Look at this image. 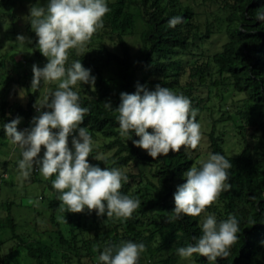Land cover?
<instances>
[{"label":"trees","instance_id":"obj_1","mask_svg":"<svg viewBox=\"0 0 264 264\" xmlns=\"http://www.w3.org/2000/svg\"><path fill=\"white\" fill-rule=\"evenodd\" d=\"M221 2L228 10L225 26L227 38L221 49L211 56L217 76L210 84L219 91L224 87L231 95L243 94V98L238 100L242 103L236 110L239 116L236 126L242 129L247 125L252 129L254 139L252 144L246 143L237 154L229 155L223 147L222 138L215 134L214 125L208 133L212 153H221L232 163L227 181L231 189L222 192L218 200L200 216H182L168 222L167 218L173 215L175 207L173 194L178 185L186 182L183 173L193 165L200 166L195 150L182 147L180 152L170 151L167 156L161 155L154 160L147 151L132 143L133 139L139 138L134 133L132 139L121 138L116 119L118 112L115 108L120 103V93H134L138 84L148 90H154L160 84L178 94L183 93L190 98L193 108L204 100L196 98L192 91L206 81L207 75L212 76L211 71L210 74L207 72L210 70V60L205 61L202 57L191 62L187 80L183 83L184 67L177 55L179 51L189 50L197 40L207 38L211 33L209 25L200 34L199 24L195 22L196 12L181 0H107L111 11L104 17V23H110L112 29L109 32L115 33V49L103 46L99 50V57H88L87 54L76 57L73 49L70 56L76 57L75 60L81 59L83 66L96 77L95 90L91 84L83 83H78L74 90L79 92L81 106L90 109L81 127H86L91 136L100 133L110 138L104 147L113 150L108 158L112 163L106 167H125L131 163L140 169L137 174L125 173L129 180L122 182L121 192L138 197L141 206L127 220L107 219L106 213L97 216L95 211L89 213L87 209L81 213L61 212L57 199L59 193L47 181L46 185L53 193L44 208L53 211L50 220L56 226L50 231L49 238L55 239L52 242L41 237L28 239L17 232L21 222L13 217L12 208L16 203L3 196L0 200V230L1 233H10L6 240L17 241L0 256V264H21L27 260L32 264H100V251L121 240L146 245L138 264H184L188 260L195 264H212L198 254L189 259H182L177 254L178 248L192 243V236L202 234L200 226L209 214H214L218 222L233 214L241 229L239 240L229 250L230 255L227 258L218 257L215 264H264V244L261 243L264 241V21L257 19V12H264V0ZM135 8L136 12H133ZM135 14L145 24L137 34L134 31ZM174 16H181L183 22L174 28L169 27L168 20ZM29 28L27 24L25 29L31 32ZM130 33L136 34L140 41L135 56L125 39V35ZM30 38L34 54H25V65L21 60H14L12 65L6 62L9 66L4 79L8 80L16 67L21 70L27 67L25 71H28L34 59L40 62L39 67L47 63V58L40 56L34 32L30 33ZM72 62L69 58L66 66ZM108 62L114 64L115 79L105 76ZM144 67L147 70L138 78ZM153 73L161 78L146 83L147 75ZM44 84L41 81L39 88L32 90L26 86L29 97L24 104L1 98L0 142L6 136L4 124L19 116L27 121L37 115L36 104ZM223 93L220 91L218 95L223 97ZM104 102H110L112 108L106 109ZM197 118L198 115L196 121ZM88 161L103 167L100 160ZM143 166L147 171H143ZM33 170L35 172L36 168ZM0 179L2 181L3 178ZM250 217L256 222L252 226L248 223ZM3 241H0V248ZM94 248L98 250L94 251Z\"/></svg>","mask_w":264,"mask_h":264},{"label":"clouds","instance_id":"obj_2","mask_svg":"<svg viewBox=\"0 0 264 264\" xmlns=\"http://www.w3.org/2000/svg\"><path fill=\"white\" fill-rule=\"evenodd\" d=\"M110 11L107 0H48L46 6L30 7V24L38 38L37 46L47 58L44 67L32 65L31 88L38 89L41 81L56 82L57 88L36 104L39 114L31 122L25 121L18 130L20 118L17 117L3 128L11 143L21 150L18 168L23 179H28L34 168L45 180L55 177L51 183L59 193L61 212L81 213L87 209L89 213L95 211L97 216L106 213L107 219L127 220L141 206L138 197L121 192L122 182H128V175L116 167L93 165L87 159L93 152L94 141L81 124L90 109L81 106L79 92L74 88L83 83L91 84L95 90L96 77L80 60L66 66L70 50L75 49L77 55L86 53L85 46L104 27V17ZM257 19L264 21V12H257ZM182 22L181 16H174L168 25L174 28ZM26 40L23 35L17 36L21 43ZM104 107L112 108L110 102H104ZM115 110L121 138L132 139L134 133L139 138L132 143L147 151L154 160L167 156L170 151L180 152L182 147L195 150L202 139L201 125L196 121L198 110L192 107L190 98L160 84L154 90L138 84L134 93L121 92ZM74 132L78 135H73ZM69 136H72L71 147ZM42 146L45 151L40 158ZM95 159L106 164L99 154ZM199 165L183 173L186 182L178 185L173 194L175 207L168 222L182 216H200L222 192L231 189L227 181L232 163L223 154L210 153ZM248 223L252 226L256 222L250 217ZM200 227L201 235L192 236V243L177 249L182 259L198 254L215 264L218 257L230 255L229 250L239 240L241 231L233 214L219 222L214 214H209ZM145 251L143 242L121 240L104 247L98 261L100 264H138Z\"/></svg>","mask_w":264,"mask_h":264},{"label":"rangeland","instance_id":"obj_3","mask_svg":"<svg viewBox=\"0 0 264 264\" xmlns=\"http://www.w3.org/2000/svg\"><path fill=\"white\" fill-rule=\"evenodd\" d=\"M0 60L5 61L0 62V100L8 99L9 101L18 100L24 104L29 97L28 90L26 86H30L33 77L32 65L36 64L40 66V62L34 59V62L28 67L29 70H21L18 67L12 72V75L8 80L4 79L6 73V68L12 65L11 63L16 61H22L25 54L29 56L33 55V49L31 47L32 40L30 38V33L34 32L30 24V7L36 4L37 6H46L48 0H0ZM182 3H188L196 12L195 22L199 24V33L206 31L207 25L211 29V33L207 38L197 40L195 45L190 46L189 50L183 52L179 51L177 58L179 62L183 65L182 72V82L187 80L189 74V66L191 62L200 59L210 60L209 68L207 72L206 81L199 85L192 91L196 98H203L204 100L199 103L194 109L198 110L197 122L201 125L202 139L195 149L197 154L196 160H206L208 155L212 153L209 143L208 133L214 125L215 134L220 135L223 141V147L227 154L234 155L242 150V148L247 144H252L254 139L251 135L252 129L247 125L244 128L237 127L236 121L239 116L236 113L237 108L242 102L238 100L243 98V94L231 95L229 91H225L224 87L220 91H224L223 97H220V91L217 87L211 86V82L217 76L216 68L211 60V56L216 51H219L222 44L226 40L227 36L225 34L226 26V16L228 14L227 8L222 6L221 0H181ZM136 12V8L132 10ZM27 24L30 25V30L25 29ZM145 24L141 17L135 14L134 17V31L140 32L144 28ZM112 29L110 23H104V27L98 30L96 36L92 38L90 42L85 46L84 51L86 56L99 57V50L103 46L105 48L114 50L115 49V33L109 32ZM13 30V32H12ZM17 32H16V31ZM35 33V32H34ZM136 34H126L125 39L130 45V50L132 55H136V51L140 45L139 38ZM23 35L27 38L26 42L21 43L17 41V36ZM38 40V38H37ZM30 41V42H29ZM30 47V48H29ZM73 50V49H72ZM72 50L69 51V58L71 61H75L76 57H81V55L75 54V58L70 56ZM75 50V49H74ZM76 52V50H75ZM40 56L42 54L40 53ZM176 58V57H175ZM81 61V59H79ZM8 64H7V63ZM82 62V61H81ZM25 65V61L23 62ZM84 65V64H83ZM147 70L144 67L140 70L138 78L142 77V74ZM105 76L116 78L115 67L112 62H108L105 69ZM161 77L155 73L147 75L146 83L150 80H157ZM44 87L42 89L41 97L39 99V104L46 95L51 91H54L57 87L56 82L47 83L44 82ZM2 88V89H1ZM152 90V89H150ZM47 110V109H45ZM39 113H37L38 115ZM20 123L17 125V129L20 130L22 124L25 122L23 116H19ZM32 126V124H31ZM30 126V127H31ZM55 131V130H54ZM89 131V130H88ZM90 132V131H89ZM73 135H78V132H74ZM94 141L95 151L87 158L90 161L96 160L95 155L99 154L103 156L106 160V164L102 161V168L111 164V159H108L113 150L106 149L104 144L107 143L110 138L102 136L100 133H95L92 136ZM72 136H69V146L71 147ZM45 149L42 146L41 153L39 157H43ZM21 150L18 146L11 143V139L7 136L0 142V200L4 196L6 199H13L15 201V206L12 208L13 217L16 221L21 222L17 227V232L22 235H26L28 239L31 238H46L48 240H53L54 238H49L50 231L55 229V224L50 220V213L53 212L47 207V200L52 191H50L46 185L47 181L51 182L55 177L45 180L40 172L36 169L31 173L28 179H23L20 175L18 168V162L21 159ZM121 169L124 173L131 172L137 174L139 168L133 164H128L125 167H116ZM143 171H147V168L143 166ZM152 190V189H150ZM42 198L40 199V197ZM31 201V203H29ZM30 207V208H28ZM47 209L41 214H37L38 211ZM1 220V218H0ZM53 233H51L52 235ZM10 237V233H1L0 230V241H3V245L0 248V256L3 255L5 251L10 249L9 245L16 243L17 240H6ZM20 253V252H19ZM21 254V253H20ZM184 264H195L194 262L186 261ZM21 264H32L30 260L24 261Z\"/></svg>","mask_w":264,"mask_h":264},{"label":"built area","instance_id":"obj_4","mask_svg":"<svg viewBox=\"0 0 264 264\" xmlns=\"http://www.w3.org/2000/svg\"><path fill=\"white\" fill-rule=\"evenodd\" d=\"M28 120H29V122H31V121H32V118H29ZM24 127H25V126H24Z\"/></svg>","mask_w":264,"mask_h":264}]
</instances>
